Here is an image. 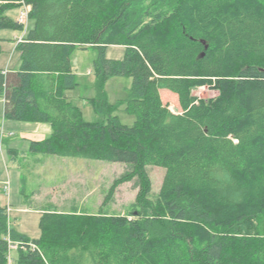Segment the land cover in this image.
I'll list each match as a JSON object with an SVG mask.
<instances>
[{"label": "trees", "instance_id": "obj_1", "mask_svg": "<svg viewBox=\"0 0 264 264\" xmlns=\"http://www.w3.org/2000/svg\"><path fill=\"white\" fill-rule=\"evenodd\" d=\"M17 1L0 0V30H22L8 14ZM24 1L33 24L16 45L19 66L0 68L4 117L51 125L31 152L132 164L103 204L121 183H142L131 215L48 210L39 237L10 228L0 203V264H264V0ZM109 45L124 56L109 58ZM89 46L96 120L66 95L78 84L72 53ZM113 76L132 79L119 103L105 93ZM202 85L218 94L195 95ZM149 165L165 168L156 200Z\"/></svg>", "mask_w": 264, "mask_h": 264}, {"label": "rangeland", "instance_id": "obj_2", "mask_svg": "<svg viewBox=\"0 0 264 264\" xmlns=\"http://www.w3.org/2000/svg\"><path fill=\"white\" fill-rule=\"evenodd\" d=\"M20 6H14L8 14L16 19L19 15ZM30 27L33 21L30 20ZM12 36L2 41L0 50V63L10 62L11 66H17L20 62V52L15 48L16 35H21L22 30L1 29L0 34ZM15 41V47L14 46ZM125 46L109 45L107 56L121 59L125 54ZM15 51V52H14ZM98 50L93 46L76 48L72 53V65L77 74L78 84L74 88L66 90V95L82 111L87 120L102 119V114H97L90 98L99 96L100 91L96 87V79L93 71V60L97 57ZM132 79L127 76H113L105 85V93L112 103H119L129 93ZM193 93L203 98L216 96L218 90L213 87L202 85L193 90ZM161 97L173 111L180 110L178 95L170 90L161 89ZM1 100V99H0ZM116 113L124 123L131 124L134 116L128 114L124 105H120ZM2 114V102L0 101V129L4 128L5 143L4 154H7V137L16 136L13 142L18 147V156L15 164L6 166L5 160L0 154V197L1 203L9 204L10 211L8 221L10 228L25 233L31 237L41 235L40 217L48 210L69 211L85 214H95L103 206L107 214L131 215L138 211L136 197L141 187L139 176L130 181L121 183L115 190L112 198L105 204L103 201L114 180L123 174L132 171V164L125 162H113L83 157L59 156L50 153H37L21 150L28 149L29 142L25 137H30L29 130L36 131L41 135H48L51 127L48 123L21 121L17 122L20 130H14L7 125ZM42 126L41 130H38ZM26 127V128H25ZM19 128V127H18ZM16 128V129H18ZM37 130H36V129ZM48 130L47 132H44ZM20 131H28L23 136ZM1 153V152H0ZM6 158H8L6 156ZM11 160V159H10ZM13 163V162H12ZM152 189L149 197L156 200L159 196L160 187L164 178L165 168L156 165L147 166ZM7 204V205H8ZM256 228L264 235V213L256 223ZM12 258L16 256V249L11 251Z\"/></svg>", "mask_w": 264, "mask_h": 264}, {"label": "crops", "instance_id": "obj_3", "mask_svg": "<svg viewBox=\"0 0 264 264\" xmlns=\"http://www.w3.org/2000/svg\"><path fill=\"white\" fill-rule=\"evenodd\" d=\"M12 36H7V35H5V33H2V34H0V38H1V40H0V46H1V49H2V41H3V39H5V38H11ZM13 47H15V41H14V46ZM16 48V47H15ZM15 52V51H14ZM20 63V62H19ZM19 63H18V65L17 66H11V63L10 62H7V63H5V64H3V63H0V68L1 69H11V70H13V69H16L18 66H19ZM74 68V67H73ZM69 98V97H68ZM0 101L2 102V114L4 115V104H5V101H4V98H2V97H0ZM5 119V123L7 124V125H9L10 126V128L12 127V129L14 130L13 132H16V130H20L21 129V126H18L19 124H16L17 122H14V121H10V120H8V119H6V118H4ZM38 123H42V122H38ZM49 124V123H48ZM50 125V124H49ZM19 127V128H18ZM50 127H51V125H50ZM16 128H18V129H16ZM26 128V127H25ZM36 129V128H35ZM38 130H41L42 129V126H40L39 128H37ZM36 129V130H37ZM30 133L28 134V136H30V137H25L27 140H28V142H29V146H30V141L31 140H42V139H44L45 137H47L50 133H51V131H52V128H51V131H49L50 133H48V135H41L42 137H38L39 136V134H38V132H36V131H30L29 130V127H28V129H27ZM28 131H26V132H24V131H20L21 132V134H23V136H27L26 134L28 133ZM48 130H45L44 132H47ZM15 137L16 136H9V137H7V140H6V142H7V148H8V150H7V154L5 153L4 154V152H3V150H4V143H5V139L3 138V150L2 151H0L1 153V158L3 159V160H5V162H6V166L7 167H9V163L10 164H15V162H16V160H17V156H18V153H19V151H18V147H16V142H13V140L15 139ZM15 143V144H14ZM22 151V153H25V152H27V151H29V147H28V149H23V150H21ZM6 156L8 157V158H6ZM11 159V160H10ZM13 162V163H12ZM0 203H1V197H0ZM2 204V203H1ZM8 204V203H7ZM6 204V205H7ZM2 205H4V204H2ZM9 205V204H8Z\"/></svg>", "mask_w": 264, "mask_h": 264}, {"label": "built area", "instance_id": "obj_4", "mask_svg": "<svg viewBox=\"0 0 264 264\" xmlns=\"http://www.w3.org/2000/svg\"><path fill=\"white\" fill-rule=\"evenodd\" d=\"M19 3V6H20V11H19V15L18 17L16 18L17 21L19 23H23V28H22V33L21 35H16L14 38H15V41L17 42V44L21 41H23L25 39V36L29 30V21H30V16H29V13H30V5L27 4L24 0H19L17 1ZM4 135H5V131H4V128L2 126V128L0 129V151L3 150V138H4ZM10 211V207L8 205V212ZM10 242V247H9V262L11 263L12 260H11V251L13 249H16L17 246H18V242H14L12 241L11 239L9 240Z\"/></svg>", "mask_w": 264, "mask_h": 264}, {"label": "bare ground", "instance_id": "obj_5", "mask_svg": "<svg viewBox=\"0 0 264 264\" xmlns=\"http://www.w3.org/2000/svg\"><path fill=\"white\" fill-rule=\"evenodd\" d=\"M20 24H22V25H23V23H20ZM29 27H30V23H29Z\"/></svg>", "mask_w": 264, "mask_h": 264}]
</instances>
